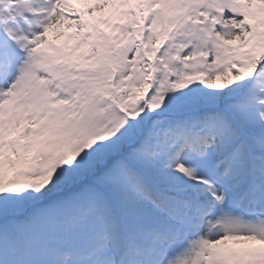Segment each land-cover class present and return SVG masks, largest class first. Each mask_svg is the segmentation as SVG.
Instances as JSON below:
<instances>
[{"label":"snow or ice","instance_id":"6c2138e0","mask_svg":"<svg viewBox=\"0 0 264 264\" xmlns=\"http://www.w3.org/2000/svg\"><path fill=\"white\" fill-rule=\"evenodd\" d=\"M0 264H264V0H0Z\"/></svg>","mask_w":264,"mask_h":264},{"label":"bare ground","instance_id":"6f19581e","mask_svg":"<svg viewBox=\"0 0 264 264\" xmlns=\"http://www.w3.org/2000/svg\"><path fill=\"white\" fill-rule=\"evenodd\" d=\"M77 7H81L80 5H77Z\"/></svg>","mask_w":264,"mask_h":264}]
</instances>
